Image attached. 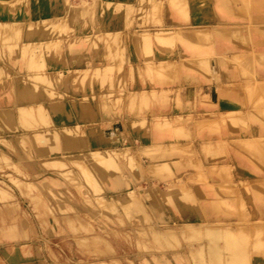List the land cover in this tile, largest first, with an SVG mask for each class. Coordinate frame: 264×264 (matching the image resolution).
I'll return each instance as SVG.
<instances>
[{"label":"rangeland","instance_id":"obj_1","mask_svg":"<svg viewBox=\"0 0 264 264\" xmlns=\"http://www.w3.org/2000/svg\"><path fill=\"white\" fill-rule=\"evenodd\" d=\"M39 1L44 2L40 7L35 5L39 4ZM237 1L235 4L231 0L230 3L228 1L226 3L225 0H221L220 3V0H215L216 4L222 9H230L232 7L230 10L238 13L249 11V0ZM188 2L189 0H0L1 25L8 20L10 22L18 21V24L24 23L20 25V30H18L19 28L15 29V33H12V35L8 34V37L3 35L5 28L0 27L2 28L0 29V113L3 109H5L3 113L6 111L4 115L9 113L6 114L7 118L2 115L3 113L1 114L0 136H4L8 143L11 142L10 145H7V143L4 145L3 143L1 149L10 157V161L14 162L10 163L11 167H9V162L6 160L7 168H4V166L6 167L4 165L6 163L5 158L0 157V184H2V189L4 188V191L7 190V193L11 195L9 199L5 197L8 201L4 197L0 199V264H155L154 262L161 257H165L164 255H166V258L169 257L171 261L168 264H210L211 259L214 261L213 264H246L250 255L264 253V222L250 221L247 215V207L250 205L239 197L219 199L213 203L214 208L218 211L229 212L239 217L247 216L246 219L239 220L237 231L235 233L230 232L229 235L222 230L226 227L225 225L211 223L194 225L186 223L181 226L173 221L167 223L166 221L155 219L156 215H161V212H163V198L160 194L154 193V187H158L161 182H165L168 179L178 178L177 173L180 169V163H182L169 157L173 155L177 157L180 153L186 154L190 161L189 167L197 168L198 170L196 180H207L206 174L203 172L204 166L199 160H196L199 156L198 152L192 148L193 144L186 143L188 146L186 145L187 147L185 148L180 146V139H190L192 137L186 126L187 121L178 116L168 117L163 113L168 106L166 103H169V93L172 92L170 81L173 84L178 75H176L175 71H173L175 73L174 76L171 71L169 73L171 76H169L167 71L166 74L168 75H165L164 71H161L163 75L155 71L153 75L157 76L156 74H160L155 78L148 72L150 67L148 65L156 58L161 59L163 62L165 61L164 64L166 61L178 63V70L181 66H184V63L189 59H182L180 63L163 58L164 53H167L168 49H173L177 42L182 44L184 42L183 38L181 39V36L175 35L173 37L176 38L177 36L176 41L179 40L180 42L177 41L175 43V39L171 36L168 37L170 41L166 39L170 43L167 44L163 40V43L158 44V42L145 38L146 36L143 35L144 31L147 32V30H155L161 27L173 28L174 31L181 30L173 26H164L163 19L167 11L170 10L179 19L186 21L189 13ZM67 4L69 6L72 4L71 8ZM38 9H42L43 14L38 15ZM2 14H5V17ZM216 26H222L221 32L216 30ZM223 26L226 25L204 27L205 29L203 30H206V32L204 31L203 35H199L196 40L192 39V41L184 39L186 42L190 41V46L185 42L183 45L186 44L187 51L190 49L191 51L189 52L193 54V51L196 53L199 50L198 47L193 48V46H196L197 43L203 44L206 56V61L204 60V62L209 67L210 62L214 58L211 47L212 36L216 33H227L228 35L231 33L229 32L230 30L226 31L228 29L224 32ZM238 27H241L238 30L241 38L247 31H244L246 28L243 26ZM76 31L75 37L74 33ZM26 32L31 35L27 37ZM40 35L41 39L44 38L46 42L39 49V55L44 58L43 62H46L45 64L41 61L43 58L37 59L39 50L36 51V57L31 56L32 53H29L30 57H28V53L25 51L24 53L22 50V41H37L40 40ZM137 36L139 39H137ZM232 37L238 38V36L234 37V34ZM133 38H135L134 44ZM57 45H59V48ZM131 48L137 52L138 60L134 59L133 53L130 51ZM156 50H160L158 52L159 55H157L159 57L154 56V51ZM52 52H55L53 57L51 56L53 55ZM22 55H25V57ZM243 56L240 55L239 57L243 58ZM260 56L262 58V55L256 54V57L259 58ZM31 57H35L34 60ZM226 57L223 55L221 58L223 61L227 59L233 60L236 64L238 63L239 67L244 64H241L242 61L245 62V59L241 61V59H238L239 57H237V61H241L240 63L235 61V57ZM76 58L78 59L77 64H72L75 63L74 59ZM50 59L52 60L50 61ZM128 61L135 66L133 69L128 67ZM35 63H37V67ZM38 66L41 68L45 66V68L40 69ZM47 68L53 74V79L51 78L52 76L50 78L54 82L52 81V83L49 78L47 83L43 84L46 80L44 78L42 79L44 81H38L42 77L39 75L42 74L44 76ZM96 68L99 70L94 71ZM15 74H18L20 78H30L35 74L39 76L38 79L37 77L36 79L34 78L37 81L33 78L30 79L32 83L30 86L27 85L21 88L22 99L19 100L16 97L18 95L15 89H12L15 87ZM149 75L152 76L150 77ZM103 76L106 78L104 79ZM170 78H173V80L169 81ZM165 79L167 85L164 84L166 82H163ZM161 81L163 85L158 83H161ZM42 88L43 90H41ZM45 88L48 89L44 90ZM153 88L156 89L158 94L161 92L167 93L168 97L165 96L168 102H164L166 100H164L163 93L164 101H160L162 100V98H159L161 94L158 95L155 92L156 96L155 94L153 95L151 93ZM162 89H165V91H162ZM64 90L86 95H92L95 91L100 94L107 92L108 95L103 98L100 97L97 102L95 99L93 100L95 104H99L97 109L100 112L96 109L93 110L99 113L97 114L94 111L96 115H101L107 120L106 123L112 119L109 121L111 127L105 130V137L113 134L115 138L110 141L111 144L109 143V145L119 146L122 150L121 153L123 155L118 152L116 157L118 159L117 163L114 162L116 160L114 159L107 164H95L90 154H88V149L82 150L85 148V144L84 141L80 140H77V145L80 148L82 146L81 152L87 151V153L84 152L85 154H76L68 158L65 153L70 150L67 149L66 142L64 143L65 147L62 144L64 141L61 143V140L60 142L59 140L57 141L59 147L63 149L60 148L64 152V156H59L63 153L61 151V153L58 152L59 148L54 147L53 150L48 148L50 142L47 145L48 152L44 148L46 143H40L39 145L42 144L43 149H41L42 147L39 148L42 153L38 154L37 151L39 149H35V145H33L35 142L30 139V135L21 132L26 129L27 125L25 124L26 122L22 123L25 127L17 123L20 120L18 119L17 121L18 115L14 111L19 105L25 104V102L22 103L23 100L30 102L35 99L36 102L40 104L46 103V105L48 104L47 102H50L51 107L55 100V103L59 101V95L57 96L59 91L63 93ZM134 93L140 94L135 97L136 100L134 99V102L133 100L131 102L130 98H132L131 96ZM141 94L142 96L146 94V100L148 101L144 100L143 102ZM157 95L160 102L157 101ZM153 96H155L156 100H153ZM114 98H122L123 102H119V107L115 109H108L110 105L106 107L108 104H104V101L106 100L105 103H107ZM4 100L5 103L3 102ZM108 103L110 104V102ZM132 103L135 105H131ZM45 107L49 108L48 105L44 106L41 114L36 113L25 121L29 119L31 121L34 119L40 121L48 118L47 120L50 122L55 119L57 121L55 123L59 124L61 122L60 124L63 125L62 120L64 118L72 124V119H81L82 116L87 117L86 112L84 114L74 113V108L71 110L69 108L68 111H71V114L68 112L67 114L69 115H63L59 114V112L57 113V110L53 111V113L52 110L49 112V109L47 110ZM155 109H157V112L153 113ZM8 110L10 111L8 112ZM93 110L88 109L89 116L92 119V121H90L91 119L88 120V116V122H94L95 117L96 120L102 118L101 116L94 117L95 113L92 112ZM43 112L45 113L44 115H42ZM90 113L91 115L93 113V116ZM74 114L77 117L73 118ZM156 117H164V119L168 117L170 122H177V124L176 126L175 124L166 125V129L162 123V129H164L160 130L158 128V125L161 124L160 122V124L156 125L157 127L151 125L155 124L152 119H156ZM67 118H70V121ZM137 118L140 120L146 119L141 122L142 124L134 126L138 127V129L140 128V131L137 128L135 130L134 127L128 126L133 120L138 121ZM228 119L234 122V114H231ZM30 120L27 123L30 122L31 125L36 121L31 122ZM84 120L82 122L87 121L86 118ZM151 121L152 123L149 124ZM39 123L41 126L46 124L43 121ZM13 125H15L14 128H12ZM196 125L200 131H203V129H209L210 121L199 120ZM172 126L174 131L171 132L170 127ZM153 128H158L160 132L158 129L154 131ZM168 131L170 133H167ZM154 135L158 138H155ZM17 136L21 138L18 140L16 139ZM87 136H89V133ZM150 138H153V140H150ZM144 141H147L148 144ZM60 143L64 147L60 146ZM172 143L174 146L171 145ZM151 144L154 146H150ZM73 145L77 146L76 142H73ZM235 147L240 153H245L258 160L257 155L264 151V140L257 142L237 141L235 142ZM211 149V146L208 148L204 147L208 155H211ZM157 155L168 156V159H165V161L161 160L155 167L154 165L150 167L151 161L155 160ZM53 157H57L56 160H58V163L54 159V162L52 161L53 164L57 163L54 164L56 167L50 166L51 160L49 158ZM73 158L75 159L74 162L71 160ZM170 160H175L176 162L172 163ZM43 161H45L44 164ZM59 161L62 163H59ZM262 161L264 165V159ZM31 163L37 166L33 168L30 166ZM13 164L15 167H13ZM114 167H119L120 169L115 168L113 170ZM16 168L21 173L17 172ZM86 172L88 173L86 174ZM13 178H15V181H13ZM156 178L160 181H152ZM19 181L22 183H18ZM262 183L264 185V181ZM168 189L169 187L167 186ZM220 190L224 195H237L240 193L239 189L234 186L221 188ZM245 191L248 192V188L245 187ZM14 202L18 203V205ZM165 205L173 210L175 209V205L168 196ZM4 208L8 211L10 210V212L7 213ZM11 212H14L12 213L13 218H11ZM1 221L3 222L1 223ZM189 230L191 232H188ZM185 232L189 234H184ZM212 232L216 233L210 235ZM198 245L203 249V260L197 262L192 257L189 249ZM210 246H213L212 253L209 252ZM183 249H186V251H183ZM17 252L25 253L26 256L21 257L17 255ZM3 256L12 259V261L5 263L2 259ZM215 256L221 257V260L213 258ZM143 259L145 261L142 262ZM146 259L148 262H146Z\"/></svg>","mask_w":264,"mask_h":264},{"label":"crops","instance_id":"obj_2","mask_svg":"<svg viewBox=\"0 0 264 264\" xmlns=\"http://www.w3.org/2000/svg\"><path fill=\"white\" fill-rule=\"evenodd\" d=\"M249 1V11L238 13L220 8L215 0H189L186 21L179 19L170 10L163 19L164 26L178 29L224 24L247 27V33L245 40L243 37L214 34L211 39L214 58L209 67L203 62L206 56L205 47L201 43L196 45L201 50L193 54L181 43L164 53V59L180 63L182 59L202 58L199 62L201 65L197 64L199 67L185 65L179 68L176 81L171 84L168 106L163 113L187 121L186 126L192 137L180 139V146L185 148L188 146L186 143L193 144L192 148L199 156L196 160L204 166L207 180H196L198 170L189 167L190 161L186 154L180 153L177 157L173 155L171 159L182 162L178 178L168 179L154 187V193L163 198V212L156 215L155 219L167 223L173 221L181 226L186 223L225 225L222 230L229 235L237 231L239 220L247 216L239 217L218 211L213 203L219 199L239 197L250 205L247 207L248 219L264 222V151L257 155V160L240 153L235 147L237 141L264 140V60L260 61L255 56L264 55V0ZM130 51L134 59L138 60L137 52L132 48ZM158 52L154 51V56ZM223 55H244L247 58L244 57L245 62L239 67L233 60L223 61ZM231 114L235 116L234 122L228 119ZM199 120H209V129L200 131L196 125ZM208 145L212 148L211 155H207L204 150ZM152 181L160 180L156 178ZM233 186L239 189L238 196L224 195L220 190ZM167 196L175 205L174 210L166 207ZM213 262L211 259L210 264ZM246 264H264V253L250 255Z\"/></svg>","mask_w":264,"mask_h":264},{"label":"bare ground","instance_id":"obj_3","mask_svg":"<svg viewBox=\"0 0 264 264\" xmlns=\"http://www.w3.org/2000/svg\"><path fill=\"white\" fill-rule=\"evenodd\" d=\"M116 1V0H115ZM222 1H224V0H222ZM226 1V3H230V0H225ZM228 1V2H227ZM231 1H233V3H235L236 1L235 0H231ZM218 2V1H217ZM238 2V1H237ZM38 3V2H37ZM113 3V2H112ZM220 3H221V0H220ZM220 3H219V5H220ZM44 4V2L42 3L41 1H39V4H35V5H37L38 7H40V6H42ZM116 4V3H115ZM236 4V3H235ZM71 5L72 4H70V6L67 4V6L69 7V8H71ZM154 5H156V4H154ZM231 5V4H230ZM237 5H238V3H237ZM224 7V6H223ZM231 7V6H230ZM230 9H232V7L230 8ZM1 13V12H0ZM38 15H41V14H43V10L42 9H38V13H37ZM5 14H2V16H4ZM5 17V16H4ZM3 17V18H4ZM17 18V17H16ZM4 20V19H3ZM3 22V21H2ZM18 22V21H17ZM16 21H12V22H10L9 20L6 22V23H4L3 22V24L1 25L0 24V27L2 26V28H5L4 29V36L6 35L7 37H8V34L9 35H12V33H15V29H17V28H19L18 30H20L21 28V26L20 25H22V24H24V23H17ZM28 27V26H27ZM170 27V26H169ZM2 28H0V29H2ZM223 28H224V32H226V31H229V32H231L230 34H232L231 35V37L233 36V34H234V37H237L238 36V38H240V31H238L241 27H238V26H223ZM247 28V27H246ZM203 29H205L204 27H196V28H186V29H184V30H179V31H174L173 30V28H165V27H161V28H158V29H155V30H147V32H145L144 31V33H143V35H145L146 37L145 38H148V39H151L152 41H156V42H158V44L159 43H163V40L164 41H166L165 43H170V42H167V40L169 39L168 37H171L172 36V38H174L173 36H175V35H179L178 37H180L185 43H187V44H189V46H190V41H192V39H195L196 40V37L198 38L199 37V35H201L202 33H204V31L206 32V30H203ZM210 29V28H209ZM215 29V28H214ZM219 29H220V31H219ZM221 29H222V26H216V30L218 31V32H221ZM226 29H228V30H226ZM226 30V31H225ZM14 31V32H13ZM216 31V32H217ZM238 31V32H237ZM242 31V30H241ZM244 31H247V29H245ZM141 32H143V31H141ZM207 32H208V30H207ZM223 32V31H222ZM249 32V31H248ZM2 33V32H1ZM28 32H26V34H27ZM30 33V32H29ZM42 33V32H41ZM45 33V32H44ZM47 33V32H46ZM209 33H210V30H209ZM236 33H238V34H236ZM246 33L247 32H245L243 35L245 36L246 35ZM76 34H77V31L74 33V35H75V37H76ZM217 34V33H216ZM218 34H220V33H218ZM224 34H227V33H224ZM229 34V35H230ZM15 35V34H14ZM28 35H31V34H27L26 36L28 37ZM44 35V34H43ZM203 35V34H202ZM210 35V34H209ZM228 35V34H227ZM242 35V36H243ZM26 36H25V38H26ZM177 36H176V38H177ZM242 36H241V38H242ZM243 36V38H244V40L246 39L245 37ZM45 37V36H44ZM141 37V36H140ZM144 37V36H143ZM39 38H40V40H37V41H34V40H31V41H27V42H25V41H22L21 43L23 44V52L25 51L26 53H28V57H30L29 56V53L31 54V56L33 55V56H37L38 55V57H37V59H39L41 56L39 55V52H40V48L44 45V43H46L45 42V40H44V38H42L41 39V35L39 36ZM136 38V37H135ZM135 38H133V44H134V42H135ZM171 38V39H172ZM176 38H174L175 39V43L177 42V41H179V40H177L176 41ZM180 38H178V39H180ZM248 38H250V36L248 37ZM248 38H247V40H248ZM137 39H139L138 38V36H137ZM141 39V38H140ZM167 39V40H166ZM184 39H186V40H190V41H188V42H186ZM147 40V39H146ZM151 40H148V41H151ZM234 40V39H233ZM141 41H142V39H141ZM162 41V42H161ZM169 41H170V39H169ZM182 41V42H183ZM238 41V40H237ZM249 41V40H248ZM137 42H139V41H137ZM136 42V43H137ZM173 42V41H172ZM180 42V41H179ZM183 42V43H184ZM251 42V41H250ZM55 43V42H54ZM57 43V42H56ZM145 43V42H144ZM178 43V42H177ZM176 43V44H177ZM182 43V44H183ZM49 44V43H48ZM140 44V43H139ZM146 44V43H145ZM156 44V43H155ZM56 45V44H55ZM132 45V44H131ZM142 45H144L143 43H142ZM147 45V44H146ZM163 45H165V44H163ZM175 45V44H174ZM46 46H47V44H46ZM52 46H53V44H52ZM58 46V48H59V45H57ZM61 46V45H60ZM150 46V45H149ZM153 46V45H152ZM170 46V45H169ZM185 46H186V44H185ZM188 46V47H189ZM49 47H51V46H49ZM155 47V46H154ZM194 47H197V46H193V48ZM62 48V47H61ZM150 48V47H149ZM149 48H147V49H149ZM151 48H153V47H151ZM158 48V47H157ZM160 48V47H159ZM191 48V47H190ZM192 48V49H193ZM51 49V48H50ZM188 49V48H187ZM196 49V48H195ZM37 50H39L38 51V54L36 53V51ZM45 50V49H44ZM47 50H48V48H47ZM53 50H54V46H53ZM58 50V49H57ZM56 50V51H57ZM163 50H164V48H163ZM55 51V50H54ZM165 51V50H164ZM189 51H191L190 49H189ZM198 51H200V48H199V50ZM21 52V51H20ZM24 52V53H25ZM41 52L43 53V51H42V49H41ZM45 52V51H44ZM159 52H160V50H159ZM194 53H195V51H193ZM23 53V54H24ZM33 53H35V54H33ZM54 53L55 52H52V54L53 55H51L52 57L54 56ZM191 53V52H190ZM37 54V55H36ZM45 53H43V55H44ZM49 54V53H48ZM209 54V53H208ZM26 55V54H25ZM25 55H22V56H24L25 57ZM42 55V56H43ZM159 55V54H158ZM211 55V54H210ZM45 56V55H44ZM164 56V55H163ZM236 56V55H235ZM234 56V57H235ZM240 55H238L237 57H239ZM256 56V55H255ZM258 56V55H257ZM264 55H262V58H264L263 57ZM35 57H31V58H33V60H34V58ZM48 57V56H47ZM157 57H159V56H157ZM214 57V56H213ZM233 57V58H234ZM237 57H235L236 58V62H239V61H237ZM244 57H246V56H243V58H238V59H241V61L243 60V59H245ZM248 57H249V54H248ZM41 58H43V57H41ZM208 58V57H207ZM212 58V57H211ZM227 58V57H226ZM233 58H231V59H233ZM247 58V57H246ZM260 58V59H259ZM257 57V59H259V60H264V59H262L261 58V56L260 57ZM49 59V58H48ZM151 59H152V57H151ZM203 59H205V58H203ZM223 59H225V58H223ZM253 59V58H252ZM32 60V61H33ZM41 60V59H40ZM52 59H50V61H51ZM78 59L76 58V59H74V62L75 63H72V64H77V61ZM159 60H161V59H154L153 61H152V63L151 64H149L148 66H150L148 69V72H150V74H152L153 75V73L155 74V71L157 72H160V74H162L163 75V73L165 74V75H168L169 73H170V71L171 72H173V71H175V73H176V75H178L177 74V72L179 71L178 70V63H175V62H167L166 61V63L164 64V62L161 60V61H159ZM200 60L202 61V58L200 59H196V58H193V59H190V60H187V62H185L184 63V66L186 65V66H191V65H197L199 62H200ZM32 61H31V63H32ZM42 61V63L43 64H45L46 62H43L44 61V58L41 60ZM46 61V60H45ZM206 61V60H205ZM211 61V60H210ZM240 61V62H241ZM254 61V60H253ZM34 62V61H33ZM36 62H38V61H36ZM130 61H128V67L129 68H132L133 69V67H135V66H133L131 63H129ZM204 62V61H203ZM239 62V63H240ZM41 63V64H42ZM50 63V62H49ZM148 63H150V62H148ZM163 63V64H162ZM242 63H244L243 61L241 62V64ZM247 63H248V61H247ZM34 64V63H33ZM36 65V67H37V63H35ZM43 64H42V66H43ZM200 64V63H199ZM203 64V63H202ZM204 64L207 66V63H205L204 62ZM238 64V63H237ZM250 64V63H249ZM253 64V63H252ZM97 65V64H96ZM201 65V64H200ZM35 66H32V67H35ZM39 66H41L40 64H39ZM38 66V67H39ZM41 66V67H42ZM49 66V65H48ZM147 66V67H148ZM198 66V65H197ZM41 67H39L40 69H43V68H45V66L43 67V68H41ZM199 67V66H198ZM203 67H205L204 65H203ZM99 68V67H98ZM131 69V70H132ZM94 70V69H93ZM97 70V68L94 70V71H96ZM99 70V69H98ZM97 70V71H98ZM160 70V71H159ZM176 70H177V72H176ZM69 71V70H68ZM93 71V72H94ZM133 71V70H132ZM143 71V70H142ZM161 71H164L163 73L161 72ZM168 72V74H166L167 72ZM39 72V71H38ZM92 72V73H93ZM73 73V72H72ZM102 73V72H101ZM101 73H100V76H101ZM132 73V72H131ZM174 72H173V76H174V74H175ZM39 74V73H38ZM38 74H35L34 76H31L30 78H20L19 76H18V74H15V87L14 88H12V89H15V92L17 93V95L18 96H16L17 98H18V100L19 99H22V97H21V88L23 87V86H27V85H31L32 83H31V80L30 79H36V77H37V79L39 78V76H42L41 77V79L39 78V80L38 81H44V80H46V82H44L43 84H45V83H47V81L49 80V78L53 75L52 73H51V71H49V68H47L46 70H45V73H44V76L41 74V75H39L38 76ZM97 74V73H96ZM103 74V73H102ZM159 73L158 74H156L157 76L158 75H160ZM133 75V74H132ZM131 75V76H132ZM139 75H140V73H139ZM152 75H149L150 77L152 76ZM164 75V76H165ZM46 76V77H45ZM153 76H155V75H153ZM157 76H155V78L157 77ZM169 76H171L170 74H169ZM78 77V76H77ZM102 77V76H101ZM104 77V76H103ZM133 77V76H132ZM161 77V76H160ZM166 77V76H165ZM45 78V79H44ZM47 78V79H46ZM52 79H53V76L51 77ZM51 78H50V80H51ZM81 78V77H80ZM106 77H104V79H105ZM110 78V77H109ZM162 78V77H161ZM34 79V80H35ZM42 79H44V80H42ZM103 79V80H104ZM143 79V78H142ZM168 79V78H167ZM190 79V78H189ZM29 80H30V83H29ZM135 80V79H134ZM163 80V79H162ZM170 80H173V78H170L169 79V81ZM14 81V80H13ZM35 81H37V80H35ZM53 80H51V82H52ZM59 81V80H58ZM54 82V81H53ZM52 82V83H53ZM163 82H166V79H165V81H163ZM162 81H161V83L160 82H158L160 85L163 83ZM174 82V81H173ZM49 83H50V81H49ZM216 83V82H215ZM164 84H166L167 85V82L166 83H164ZM170 84H172V82L170 81ZM75 85V84H74ZM163 85V84H162ZM47 86V85H46ZM50 86V85H49ZM52 86V85H51ZM65 87H67V86H65ZM40 89V88H39ZM48 89V88H47ZM46 88L44 89V90H47ZM41 90H43V88L41 89ZM151 90V89H150ZM50 91V90H49ZM162 91H165V89H162ZM52 92V91H51ZM58 92V91H57ZM155 92H156V89H154L153 88V90L151 91V93L154 95L155 94ZM84 93H86V92H84ZM141 93V92H140ZM139 93V94H140ZM143 93V92H142ZM151 93H149V94H151ZM157 93V92H156ZM162 93H163V95H164V100H166V101H164L163 100V95H162ZM166 93V92H165ZM43 95H45L44 93H42ZM51 94V93H50ZM115 94V93H114ZM139 94H133L131 97L132 98H130L131 99V102H132V100H133V102L136 100L135 99V97L137 96V95H139ZM152 94L150 95V96H152ZM158 94V93H157ZM159 94H161L160 96L161 97H159L160 99L162 98V100H160L159 98H158V95ZM158 95H157V97L156 98H158V102H160V101H164V102H168L167 101V93L166 94H164V92H161V93H159ZM41 95V94H40ZM48 95V94H47ZM51 95H53V94H51ZM55 95H56V93H55ZM59 95V101L57 102V103H55V101H54V104L50 107V105H51V103L50 102H47L48 104V107L49 108H47V107H45V109L47 108V110L49 111V112H51V110H52V113H53V111L55 112L56 110V112L58 113L59 112V114L61 113V114H67L68 112H70L69 114H71V111H68L69 110V108H70V110L71 109H75V112H74V110H72V112H74V113H77V114H84L85 112H86V114H87V117L89 116V111H88V109L90 110V109H96V110H98L97 108L99 107L98 105L99 104H95V102H93V100L95 99V101L97 102V100L101 97V98H103V97H105V95L107 96L108 94H107V92L106 93H104L103 94V92H102V94H100V93H98V92H96L95 91V93H93L92 95H90V94H78V93H73V91H70V90H64V92L62 93V91L60 92L59 91V94H57V96ZM167 97H166V96ZM7 96V95H6ZM111 96V95H110ZM113 96V95H112ZM148 96V95H147ZM155 96H156V94H155ZM155 96H153V100H156V98H155ZM38 97V96H37ZM117 97V96H116ZM141 97H142V101L144 102V100L145 101H148V100H146V94H143V96H142V94H141ZM149 97V96H148ZM2 98V97H1ZM5 98V97H4ZM40 98V97H39ZM49 98H50V96H49ZM58 98V97H57ZM111 98V97H110ZM37 99V98H36ZM135 99V100H134ZM17 100V101H18ZM110 100V99H109ZM160 100V101H159ZM104 101V100H103ZM106 101V100H105ZM105 101H104V104H108L106 107H108L109 105V107H108V109L110 108V109H115L116 107H119V102H123V99L122 98H114V99H111L110 101H108V102H110V104L107 102V103H105ZM140 101V100H139ZM4 103H5V100L3 101ZM25 102V104H22V105H19L16 109H15V114H17L18 115V117H17V115H16V117H17V121H18V119L20 120L19 122H17V123H19V124H21V125H23L22 123H24V122H26L25 124L28 126V125H30V126H26L25 127V125H23L26 129H23L21 132L22 133H28L29 135H30V139L33 141V142H35L33 145H35V149L36 150H38L39 148H41V149H43V146H42V144L41 145H39L40 143H43V144H45L46 145V147H44V148H46V150L45 151H49V149H47V145H48V143L50 142V144H49V147L48 148H52L51 150H53V148L55 147H57V148H59V151L58 152H63L62 150V148L61 147H59V145H58V141L57 140H59V142H60V140H61V143H62V141H64L62 144L64 145V143L67 145V149L68 150H70V151H68V152H66L65 153V155H68V158L69 157H71V156H74V155H76V154H85V153H87V151H83V152H81V149H82V146H81V148L77 145V140L79 141H84V144H85V148L84 149H82V150H86V148L88 149V154H90V156H91V158H92V161L95 163V164H101V163H110V162H112L114 159H116L114 162H118V159L116 158L117 156H118V152H122V150L119 148V146H110L109 145V143H110V141H113L114 140V138H115V136L113 135V134H111V135H109V136H106L105 137V130L106 129H108V128H110L111 127V123L109 122V121H111V120H109L108 121V123H106L107 122V120H105L101 115H96V113L97 114H99L98 112H100L99 110H98V112H96L95 110H93L92 112H94L95 114H94V117L95 116H98V117H102L101 119H99V120H96L94 117V122H88V120H90L91 118H90V116L88 117V120H87V117H85V116H82V118H83V120H82V118L80 119H76L75 117H77V116H75V114L73 115V118H75V119H72V124L70 123V122H67L66 121V119L64 118L63 120H62V123H63V125L62 124H60L61 122L60 121H58V122H60L59 124L58 123H55V122H57V121H55V119L54 120H52L53 122H50V121H48L47 119L48 118H44V120H38L39 122H42L43 121V123L45 122L46 124H44V125H40V123L36 120V119H34V120H36V121H34V120H32V121H34V123H32V125H31V123L29 124V123H27L28 121H25V120H27L30 116H32V115H34V114H38V113H40L41 114V112L43 111L42 109H43V107L44 106H47L46 105V103H44V104H40V103H38V102H36V100L35 99H33L32 101H30V102H27V101H25V100H23L22 101V103H24ZM52 102V101H51ZM141 102V101H140ZM153 102V101H152ZM178 102V101H177ZM181 102V101H180ZM179 102V103H180ZM50 103V104H49ZM53 103V102H52ZM147 103V102H146ZM145 103V104H146ZM103 104V105H104ZM137 104H140V103H137ZM164 104V103H163ZM166 104H168V103H166ZM201 104V103H200ZM70 105H72V106H70ZM131 105H135V104H131ZM131 105H130V107H131ZM147 105H149V104H147ZM178 105V104H177ZM155 106H156V104H155ZM154 106V107H155ZM72 107V108H71ZM105 107V106H104ZM105 107V108H106ZM142 107V106H141ZM191 108H193V107H191ZM100 109V108H99ZM132 109V108H131ZM141 109V108H140ZM158 109V108H157ZM157 109H155L156 110V112H157ZM5 109H3V111H4ZM59 110V111H58ZM138 110V109H137ZM3 111L0 113V117H1V114L3 113ZM10 110H8V112H9ZM79 111V112H78ZM178 111V110H177ZM6 112V111H5ZM4 112V113H5ZM13 112V113H14ZM47 112V111H46ZM81 112V113H80ZM88 112V113H87ZM91 112V111H90ZM4 113L2 114L3 116H6V114H9V113H6L5 115H4ZM48 113V112H47ZM45 113L43 112V114L42 115H44ZM48 114H50V113H48ZM69 114H67V115H69ZM73 114V113H72ZM62 115V116H63ZM90 115H91V113H90ZM2 116V117H3ZM9 116V115H8ZM37 117H38V115H36ZM81 116V115H80ZM91 116H93V113H92V115ZM117 116H119V115H117ZM122 116V115H121ZM10 117H12V116H10ZM51 117V116H50ZM57 117V116H56ZM4 118V117H3ZM6 118H7V116H6ZM52 118V117H51ZM84 118H86V122H82V121H85L84 120ZM191 118V117H190ZM8 119H10L11 120V118H9L8 117ZM32 119V118H31ZM68 119V121H70L69 119L70 118H67ZM108 119V118H107ZM116 119H119V118H116ZM126 119V118H125ZM138 119V118H137ZM162 119V121H160ZM166 119V121H164ZM164 119V117H156V119H152L153 120V122H155V124H151V125H153V127L155 126V127H157L156 125H158V124H160V125H158L159 127V129L161 130L162 129V123L164 124V127L166 126V125H173V124H175V126H176V124H177V122H170V119L168 118V117H166ZM24 120V121H23ZM50 120V119H49ZM81 120V121H80ZM130 120V119H129ZM132 120V119H131ZM140 119H138V121L136 120V121H132V122H130L129 124L130 125H128V126H130L131 128H133L135 125L137 126V124H140L142 121H145L146 119H142V120H140ZM5 121V120H4ZM8 121V120H7ZM23 121V122H22ZM31 121V120H30ZM31 121V122H32ZM65 121H66V123H65ZM90 121H92V119L90 120ZM177 121V120H176ZM38 122V123H37ZM88 122V123H87ZM160 122V123H159ZM199 122V121H198ZM66 125H65V124ZM67 123H68V125H67ZM127 123V122H126ZM150 123H152V121L151 122H149V124ZM18 124V125H19ZM42 124V123H41ZM70 124V125H69ZM142 124V123H141ZM148 124V126H150ZM21 125H20V127H21ZM127 125V124H126ZM14 126L15 125H13L12 126V128H14ZM23 126L21 127V128H23ZM114 126V125H113ZM19 127V126H18ZM152 127V126H151ZM169 127V126H168ZM177 127H178V125H177ZM5 128V127H4ZM17 128V127H16ZM20 128V129H21ZM136 128L138 129V127H134V129L136 130ZM158 128H156V129H158ZM166 129H167V127H165ZM171 128V132L172 131H174L172 128H173V126L172 127H170ZM154 129V128H153ZM156 129H154V131L156 130ZM158 129V130H159ZM164 129V128H163ZM162 129V130H163ZM174 129H176V128H174ZM178 129V128H177ZM139 131H140V128L138 129ZM137 130V131H138ZM152 130V129H151ZM160 130H159V132H160ZM26 131V132H25ZM153 131V132H154ZM170 131H168L167 133H170ZM179 131V130H178ZM158 132V131H157ZM156 132V133H157ZM158 132V134L160 135V133ZM89 133V136H87V134ZM162 133H163V131H162ZM161 133V134H162ZM21 135H23V134H21ZM116 135V134H115ZM159 135H157V136H159ZM164 135V134H163ZM149 137V136H148ZM151 137V136H150ZM153 137V136H152ZM154 137L155 138H158V137H156L155 135H154ZM153 137V138H154ZM162 137V136H161ZM161 137H159V138H161ZM21 137L20 136H17L16 137V139H20ZM153 138L151 139L150 138V140H153ZM155 138H154V140H155ZM148 139V138H147ZM149 140V139H148ZM55 141V142H54ZM73 142H76V145L77 146H75V145H73ZM87 142V143H86ZM145 142V141H144ZM143 142V143H144ZM147 142V141H146ZM145 142V143H146ZM157 142V141H156ZM4 143V145H5V143H7V145H10L11 144V142L10 143H8V140L4 137V136H0V157L1 158H5L4 160L6 161H8L9 163H8V166L9 167H11L9 164L11 163H14V162H12V161H10V157L6 154V152L5 151H3L1 148V145ZM23 143V142H22ZM51 143H52V145H51ZM57 143V144H56ZM61 143H60V146H63V145H61ZM113 143V142H112ZM161 143V142H160ZM37 144V145H36ZM83 144V143H82ZM111 144V143H110ZM141 144H142V142H141ZM147 144H148V142H147ZM155 144H159V143H155ZM3 145V146H4ZM39 145V146H38ZM55 145H57V146H55ZM80 145V144H79ZM128 145V144H127ZM126 145V146H127ZM129 145H130V143H129ZM132 145V144H131ZM153 144H151L150 146H152ZM171 145H173L174 146V144L172 143ZM170 145V146H171ZM12 146V145H11ZM10 146V147H11ZM36 146H38V147H36ZM53 146V147H52ZM65 146V145H64ZM63 146V147H64ZM143 146H145L144 144H143ZM149 146V145H148ZM147 146V147H148ZM154 146V145H153ZM6 147V146H5ZM26 147V146H25ZM66 147V146H65ZM128 147V146H127ZM131 147V146H130ZM146 147V148H147ZM207 148L208 147H210L209 145L208 146H206ZM38 148V149H37ZM62 150H61V149ZM142 148V147H141ZM149 148V147H148ZM28 149V148H27ZM120 149V150H119ZM140 149V148H139ZM145 149V148H144ZM36 150H35V152H36ZM119 150V151H118ZM39 151H40V149H39ZM39 151H37L38 152V154L40 153H42L41 151L39 152ZM126 151V150H125ZM128 151V150H127ZM36 152V153H37ZM53 152V151H52ZM60 152V153H61ZM85 152V153H84ZM50 153V152H49ZM126 153V152H125ZM124 153V154H125ZM206 153H207V150H206ZM47 154V153H46ZM53 154H54V152H53ZM53 154H52V156H53ZM87 154V155H88ZM129 154V153H128ZM51 155V154H50ZM121 155H123L122 153H121ZM208 155V154H207ZM38 156V155H37ZM40 156V155H39ZM51 156V157H52ZM55 156V155H54ZM59 156H64V152L62 153V155H59ZM128 156H130V155H128ZM49 157V156H48ZM124 157H125V155H124ZM127 157V156H126ZM169 158H171V157H169ZM2 159V160H3ZM51 161V165L50 166H53V167H56V165L54 166V164H57L58 163V160H56L57 159V157H53V158H49ZM53 159L57 162H55L54 164L52 163V161H53ZM165 159H168V156H163V155H157V156H155V160H153V161H151V166L150 167H152L153 165H154V167L155 166H157V164H159L160 162H161V160H164L165 161ZM3 160V161H4ZM12 160V159H11ZM71 160H73V162L75 161V159L73 158V159H71ZM70 160V161H71ZM4 161V162H5ZM7 161H6V163L4 164V165H6L7 164ZM170 161H172V163H175L176 161L174 160H170ZM3 162V163H4ZM44 162L45 161H43V164H44ZM49 162V163H50ZM54 162V161H53ZM116 162V163H117ZM47 163H48V161H47ZM59 163H62L61 161H59ZM63 164H65V163H63ZM46 165H48V164H46ZM59 165V164H58ZM57 165V166H58ZM75 165V164H74ZM102 165V164H101ZM105 165V164H104ZM111 165V164H110ZM30 166L31 167H35V166H37V165H35V164H33V163H31L30 164ZM49 166V165H48ZM64 166V165H63ZM76 166H77V164H76ZM80 166V165H79ZM98 166V165H97ZM114 166V165H113ZM117 166V165H116ZM13 167H15L14 166V164H13ZM104 167V166H103ZM1 168H2V166H1ZM4 168H7V165H6V167L4 166ZM115 168L116 167H114V169L113 170H115ZM17 169V168H16ZM106 170H107V168H105ZM116 169H120L119 167H117ZM149 169H152V168H149ZM18 170V169H17ZM22 170V169H21ZM83 170H84V168H83ZM85 171V170H84ZM158 171V170H157ZM17 172H19V173H21V171H17ZM88 172H86V174H87ZM173 173V172H172ZM178 174V173H177ZM175 176V175H174ZM166 177V176H165ZM164 178V177H163ZM170 178V177H169ZM162 180V179H161ZM173 180V179H172ZM13 181H15V178H13ZM18 181V180H17ZM16 181V182H17ZM21 181H19L18 183H20ZM22 183V182H21ZM114 184V183H113ZM8 191L6 190V191H4V188L2 189V184H0V199H3V197L5 198V197H7L8 199L10 198V193H7ZM9 197H8V196ZM2 197V198H1ZM6 199V198H5ZM4 199V200H5ZM4 200H2V201H4ZM7 200V199H6ZM221 200H223V199H221ZM8 201V200H7ZM1 202V201H0ZM6 202V201H5ZM16 202V201H15ZM14 202V203H15ZM16 205H18V203H15ZM167 207V206H166ZM5 209V208H4ZM158 209V208H157ZM167 209V208H166ZM6 210V209H5ZM2 211V210H1ZM4 211V210H3ZM7 211V213L8 212H10V210L8 211V210H6ZM176 211V210H175ZM200 211V210H199ZM12 213H14V212H11L10 213V215L12 216L11 218H13V215H12ZM173 215V214H172ZM1 217V216H0ZM193 217V216H192ZM1 219V218H0ZM14 219H16V218H14ZM13 219V221H15ZM3 221H1V223H2ZM171 229H173V228H171ZM169 230H170V227H169ZM193 230V229H192ZM188 232H191L190 230L188 231ZM188 232H185L184 234H189ZM216 232H212V233H210V235H212V234H215ZM192 234H193V232H192ZM189 251L192 253V257L194 258V260H196L197 262L198 261H201V260H203L202 258H203V254H202V251H203V249H202V247L200 246V245H198V246H194V247H191L190 249H189ZM209 252H213V246H210V248H209ZM237 252V251H236ZM18 254L17 255H20L21 257H25L26 256V254L25 253H21V252H17ZM234 253V252H233ZM239 253V252H238ZM204 254H205V252H204ZM239 254H241V253H239ZM239 254H237L238 256H239ZM236 255V256H237ZM243 255V254H242ZM165 257H161V258H159L158 259V261H155L154 263L155 264H168V263H171V261H170V259H169V257L168 258H166V255H164ZM228 257V256H227ZM242 257V256H241ZM213 258H216V260L217 259H220L221 260V257L219 258V257H217V256H215V257H213ZM240 258V257H239ZM3 261L5 262V263H10L11 261H12V259H10V258H8V257H4L3 256ZM230 259V258H229ZM228 259V260H229ZM242 259H243V257H242ZM132 260V259H131ZM246 260V259H245ZM143 261H145L144 259L142 260V262ZM243 261V260H242ZM241 261V262H242ZM146 262H148V260L146 259ZM145 262V263H146ZM101 263V262H100ZM151 263V262H150ZM153 263V262H152ZM200 263V262H199ZM237 263V262H236ZM230 264V263H229ZM240 264V263H239Z\"/></svg>","mask_w":264,"mask_h":264}]
</instances>
